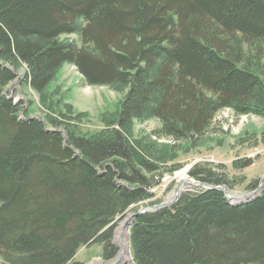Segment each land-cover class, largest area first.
Masks as SVG:
<instances>
[{
	"label": "trees",
	"instance_id": "obj_1",
	"mask_svg": "<svg viewBox=\"0 0 264 264\" xmlns=\"http://www.w3.org/2000/svg\"><path fill=\"white\" fill-rule=\"evenodd\" d=\"M70 33L79 44L58 39ZM253 41L264 43V0H0V264H84L76 252L93 242L112 260L130 209L121 264H264V182L233 201L215 187L231 179L197 164L189 175L206 185L137 212L160 165L122 132L156 118L153 132L193 139L223 107L264 112V69L243 56ZM65 61L89 84L124 86L117 127L64 131L6 92L20 66L41 90Z\"/></svg>",
	"mask_w": 264,
	"mask_h": 264
},
{
	"label": "rangeland",
	"instance_id": "obj_2",
	"mask_svg": "<svg viewBox=\"0 0 264 264\" xmlns=\"http://www.w3.org/2000/svg\"><path fill=\"white\" fill-rule=\"evenodd\" d=\"M58 39H73L80 43L77 33L60 34ZM242 48L243 56L252 69H258L259 64L264 69L263 42H245ZM262 69H258L261 74ZM23 71L22 65L17 77L8 83L6 92L16 100L21 99L30 115L39 116L48 125L58 126L64 131L71 128L92 134L109 132L117 127L114 119L125 91L121 84H89L74 65L65 61L45 87L37 90L20 80ZM159 125L156 118L145 121L132 119L127 127L122 128L138 157L149 158L160 165L158 170L151 172L157 179L150 190L152 196L137 201L130 208H149L151 203L172 200L178 188L182 192L206 185L189 175V169L197 164L226 174L231 179L232 184L226 187L230 194L237 195L233 198L228 196L233 201H244L252 196L245 193L252 190L248 187L253 180L258 179L256 187H259V180L264 175V112L236 114L230 107H223L216 112L205 133L193 139H174L171 135L153 132ZM247 158H251L249 165L239 166L235 163ZM180 171H184L186 181L179 180ZM132 211L128 210L115 227L114 240L118 245L119 261L116 260L117 255L112 260H103L102 244L98 242L78 248L75 258L84 264L131 263L130 232L123 227V223ZM120 241H126V258L119 256L123 246Z\"/></svg>",
	"mask_w": 264,
	"mask_h": 264
},
{
	"label": "water",
	"instance_id": "obj_3",
	"mask_svg": "<svg viewBox=\"0 0 264 264\" xmlns=\"http://www.w3.org/2000/svg\"><path fill=\"white\" fill-rule=\"evenodd\" d=\"M259 182H260L259 185H261V183L264 182V175L260 178ZM215 187H216V188H220V189H222V190L225 192V194H227V196H229V197H232V198H233V197H236V196H237V195L230 194L228 188L226 187V185H220V186H219V185H216ZM255 190H256V188L252 189L251 191H248V192L245 193V194H246V195H247V194H250V193L252 194ZM180 192H181V190L177 189V192L175 193V195H174V197L172 198V200H167V201L164 202V203L158 204L156 207H159V206H162V205H165V204H171L173 201H175V200L178 198ZM243 195H244V194H243ZM142 210H143V208H142V209H139L137 212H140V211H142ZM133 215H134V213H133V214H130L128 217H126V218L124 219L123 227H125L126 230H128V228H129V226H130L131 219H132ZM118 254H119V253H118ZM116 260L119 261L118 255H117V259H116Z\"/></svg>",
	"mask_w": 264,
	"mask_h": 264
},
{
	"label": "bare ground",
	"instance_id": "obj_4",
	"mask_svg": "<svg viewBox=\"0 0 264 264\" xmlns=\"http://www.w3.org/2000/svg\"><path fill=\"white\" fill-rule=\"evenodd\" d=\"M178 175H179V180L182 182V181H186L187 180V178L185 177V174H184V171H180V172H178ZM179 187H180V184L178 185ZM179 190H181V188H178ZM177 192V190L175 191V193ZM175 193H174V195H175ZM161 203V202H160ZM160 203H158V204H160ZM155 206V205H154ZM150 209V208H149ZM122 238V237H121ZM124 241V240H123ZM121 242V241H120ZM121 244L123 245L122 246V252H121V255H119V256H122L123 255V258H126L127 257V255L126 254H124L125 252L124 251H126V241L123 243V242H121Z\"/></svg>",
	"mask_w": 264,
	"mask_h": 264
}]
</instances>
